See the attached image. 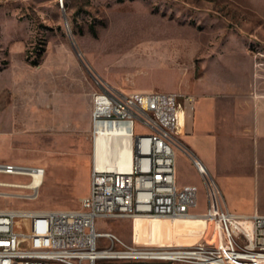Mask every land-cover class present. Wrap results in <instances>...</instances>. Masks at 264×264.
I'll list each match as a JSON object with an SVG mask.
<instances>
[{
  "label": "rangeland",
  "instance_id": "1",
  "mask_svg": "<svg viewBox=\"0 0 264 264\" xmlns=\"http://www.w3.org/2000/svg\"><path fill=\"white\" fill-rule=\"evenodd\" d=\"M101 83L217 100L220 201L264 212V138L246 114L233 112L264 94V0H0V160L46 167L36 198L0 197V206H80L95 161L87 97ZM177 155L180 183L199 187L193 216L99 219L98 228L136 245L207 237L205 183L188 154Z\"/></svg>",
  "mask_w": 264,
  "mask_h": 264
},
{
  "label": "built area",
  "instance_id": "2",
  "mask_svg": "<svg viewBox=\"0 0 264 264\" xmlns=\"http://www.w3.org/2000/svg\"><path fill=\"white\" fill-rule=\"evenodd\" d=\"M193 99L178 91H125L101 83L92 94L94 156L102 137L112 143L126 136L133 150L130 169L94 161L89 191L77 208L0 206V264H98L113 259L130 264H264V212L235 211L221 203L206 163L182 139L187 104ZM138 124L146 130H137ZM178 149L191 158L207 189L205 215L212 226L207 237L189 245H136L113 230L99 229V219L195 213L199 187L180 183ZM45 174L42 164L0 160V197L7 202L36 198Z\"/></svg>",
  "mask_w": 264,
  "mask_h": 264
},
{
  "label": "crops",
  "instance_id": "3",
  "mask_svg": "<svg viewBox=\"0 0 264 264\" xmlns=\"http://www.w3.org/2000/svg\"><path fill=\"white\" fill-rule=\"evenodd\" d=\"M145 88L146 87H139L137 89ZM248 99V104L244 103V100L240 101L241 104H236L233 107V112L241 114L239 119H243L244 114H246L248 120L255 124L257 136L259 138H264V94L260 95L254 106L251 104L252 98L249 96ZM87 106L90 114V110L92 108V96L87 97ZM187 109L189 111L187 120L191 117V121L190 131L185 134V140L188 143V147L206 163L211 174L216 180L220 174L219 169L221 162L219 138L221 136L223 139L224 131L223 125L221 124L223 121L221 116L222 110L218 106V101L207 95H201L198 98L194 97L193 100L188 102ZM189 160L193 164L190 157ZM177 174H179L178 169ZM228 206L232 210L239 211L230 205Z\"/></svg>",
  "mask_w": 264,
  "mask_h": 264
},
{
  "label": "bare ground",
  "instance_id": "4",
  "mask_svg": "<svg viewBox=\"0 0 264 264\" xmlns=\"http://www.w3.org/2000/svg\"><path fill=\"white\" fill-rule=\"evenodd\" d=\"M182 118H183V113L181 112V119ZM94 157H95V162L99 166L128 170L131 167L133 150L131 143L126 136L120 135L116 138L115 142L112 143H109L108 137H102L95 149ZM215 206L217 205L215 204ZM194 214L183 217H172V218H186V217H191ZM136 217H164V216L138 215ZM215 225L219 226L218 223H215ZM214 230L215 232H217L216 226H214Z\"/></svg>",
  "mask_w": 264,
  "mask_h": 264
},
{
  "label": "trees",
  "instance_id": "5",
  "mask_svg": "<svg viewBox=\"0 0 264 264\" xmlns=\"http://www.w3.org/2000/svg\"><path fill=\"white\" fill-rule=\"evenodd\" d=\"M35 62H37L38 60H34Z\"/></svg>",
  "mask_w": 264,
  "mask_h": 264
}]
</instances>
